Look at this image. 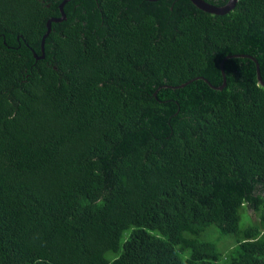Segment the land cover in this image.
Segmentation results:
<instances>
[{
	"label": "trees",
	"instance_id": "obj_1",
	"mask_svg": "<svg viewBox=\"0 0 264 264\" xmlns=\"http://www.w3.org/2000/svg\"><path fill=\"white\" fill-rule=\"evenodd\" d=\"M59 1L0 0V264H264V86L197 78L264 81V0H69L34 59Z\"/></svg>",
	"mask_w": 264,
	"mask_h": 264
},
{
	"label": "water",
	"instance_id": "obj_2",
	"mask_svg": "<svg viewBox=\"0 0 264 264\" xmlns=\"http://www.w3.org/2000/svg\"><path fill=\"white\" fill-rule=\"evenodd\" d=\"M67 1H69V0H60L58 5H57L58 11L60 13V17L59 18L50 17V18H48L45 21V32L43 33V35L41 36V39H40V52H41V55L37 56L36 53L34 51H32V56H33L34 59H38V58L42 57L43 41H44V38L46 37V35L48 34V32L50 30V24L52 22H56V21L59 22V21H62V20L65 19L64 15H63V12H62V7H63L64 3H66ZM147 1H155V0H147ZM189 1L196 8H198L201 11H204V12H207V13H211V14H217V15L225 14L227 11H229L231 8H233V6H234V4L236 2V0H227L225 2V4H223L221 6H216V5H213L211 3L206 2L204 0H189ZM231 56H233V57H246V58H249L250 60H252L253 63H254L256 81H257V83L259 85L264 86V81L260 77L258 65H257V62H256L255 58L253 56H251V55H246V54L228 55V56H225L219 62V71H220V74L222 76V82L218 86H214V85L210 84L205 78H203L201 76H199L197 78L203 80L210 88H212L214 90H221L223 88V86L225 85L224 72H223V61H224V59L229 58ZM186 83L187 82H185L183 84H180L178 86H175V87H171V88L181 87V86L185 85Z\"/></svg>",
	"mask_w": 264,
	"mask_h": 264
},
{
	"label": "rangeland",
	"instance_id": "obj_3",
	"mask_svg": "<svg viewBox=\"0 0 264 264\" xmlns=\"http://www.w3.org/2000/svg\"><path fill=\"white\" fill-rule=\"evenodd\" d=\"M244 221V219H242ZM245 222V221H244Z\"/></svg>",
	"mask_w": 264,
	"mask_h": 264
}]
</instances>
